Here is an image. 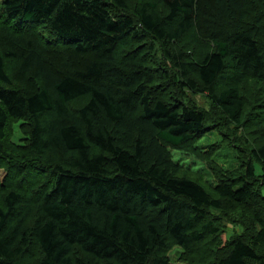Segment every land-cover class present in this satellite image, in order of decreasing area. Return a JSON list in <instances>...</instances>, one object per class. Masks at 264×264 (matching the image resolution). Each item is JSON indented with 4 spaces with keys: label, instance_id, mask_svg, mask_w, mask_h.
<instances>
[{
    "label": "trees",
    "instance_id": "1",
    "mask_svg": "<svg viewBox=\"0 0 264 264\" xmlns=\"http://www.w3.org/2000/svg\"><path fill=\"white\" fill-rule=\"evenodd\" d=\"M217 123L255 145L209 192L173 153ZM0 171V264H264V0H0Z\"/></svg>",
    "mask_w": 264,
    "mask_h": 264
},
{
    "label": "rangeland",
    "instance_id": "2",
    "mask_svg": "<svg viewBox=\"0 0 264 264\" xmlns=\"http://www.w3.org/2000/svg\"><path fill=\"white\" fill-rule=\"evenodd\" d=\"M135 1L136 0H128V2H131L132 4H134ZM205 39L206 38L201 37V35H196L195 32H192L190 34V39L186 37L184 45H186V43H189V45H191V47L194 49L193 51L198 53L202 50H207L209 43ZM79 61V59L75 58V62ZM256 90L257 87L254 86L253 90L251 89V91L249 90L246 94L244 93L247 103L249 102L251 104L252 99L255 97ZM196 102L200 107L208 110L209 104L205 97H196ZM249 108L247 109V113L250 112ZM254 121L250 120L247 126H252L253 124H255ZM18 126L19 125L16 124L13 127L14 133L11 137V141L17 145H23L24 136H22ZM249 131L250 130L247 129L245 125L242 128H237L233 125H223L217 123L215 127H209L204 133L201 141L197 143L201 147L200 150L202 152L211 154L209 155L208 159H199L192 153L189 155H184L180 152L173 153L174 159L178 163H182L183 166L189 167V169L191 170L190 176L196 178L198 182L204 185V187L209 192H211V188L215 185L217 179V175L215 174L216 168L218 170L223 169L228 172H234L233 170L239 168V166L242 164L241 161L243 159L246 160L247 155L244 152H247L252 146L255 145V139L250 137ZM211 147L215 148L212 153L210 150ZM256 172H260L258 166L256 167ZM3 175V171H0V179H2ZM215 224H217L222 231V246H224V244L232 237L241 235L244 232L242 222L235 220V218L226 217L218 220ZM32 246L33 244H31L27 249L28 253L25 252V254H31L33 256V264H36L38 259V257L36 256L40 255V253L37 247L33 251V249H31ZM167 256L169 257L171 264H187L184 261V256L180 248L171 246L167 251Z\"/></svg>",
    "mask_w": 264,
    "mask_h": 264
}]
</instances>
